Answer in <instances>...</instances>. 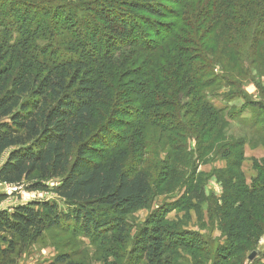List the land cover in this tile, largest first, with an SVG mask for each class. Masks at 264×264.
<instances>
[{"label":"trees","instance_id":"obj_1","mask_svg":"<svg viewBox=\"0 0 264 264\" xmlns=\"http://www.w3.org/2000/svg\"><path fill=\"white\" fill-rule=\"evenodd\" d=\"M205 1L24 0L26 9L42 12L39 21L14 9L22 21L14 27L20 36L12 32V20L0 41V183L21 184L33 177V189H44L43 181L56 180V194L75 208L64 214L56 203L31 202L1 210L0 256L12 257L20 242H37L46 231L65 225L92 240L114 229L124 234L126 215L148 205L151 183L142 171L124 169L120 158L125 154L118 151L127 138L113 132L125 128L127 133L129 127L120 91L125 82L131 94H146L149 106L161 101L164 107L167 86L202 83L209 68L196 62L211 65L207 55L218 45L233 61L248 47V60L260 65L263 57L264 64L259 52L264 0H209L196 21L188 16ZM173 18L176 22L167 24ZM202 20L208 26H200ZM59 30L64 41L57 38ZM148 32L157 39L146 40ZM245 37L250 45L240 40ZM246 65L242 58L241 66ZM140 125L131 128L132 140L143 151L145 127ZM243 221L236 243L247 231ZM200 245L193 237L170 234L162 220L154 219L142 235L135 264H166L169 246ZM55 263L78 264L67 255Z\"/></svg>","mask_w":264,"mask_h":264},{"label":"rangeland","instance_id":"obj_2","mask_svg":"<svg viewBox=\"0 0 264 264\" xmlns=\"http://www.w3.org/2000/svg\"><path fill=\"white\" fill-rule=\"evenodd\" d=\"M208 1L197 4L188 16L196 21ZM23 2L0 0V41L9 22L11 25L14 20L13 28L22 23L15 8L23 15L30 12L32 21L41 20L42 12L26 9ZM207 22L202 20L200 26H208ZM146 34L148 41L157 39L150 32ZM57 38L64 41L63 31H58ZM242 39L250 45L248 37ZM247 48L245 54L239 50V60L243 58L247 64L242 67L239 60L222 55L218 45L216 52L207 55L210 67L204 59L196 62L209 68L202 83L194 82L190 86L194 89L167 86L171 89L164 107L161 101L149 106L145 93L131 94L129 82L121 86L125 95L122 112L129 127L127 133L125 128L113 131L127 138L118 151L125 154L120 161L127 171L145 173L152 186L148 205L126 215L124 234L114 229L92 240L65 225L46 231L37 242H20L12 257L0 256V264H56V258L64 255L78 264H135L142 235L154 219L162 220L170 234L201 242L197 249L169 246L164 255L166 264H264V108L258 106L264 104V64L263 57L260 65L252 64ZM259 52L264 53V43ZM140 124L145 127L143 151L137 148V139L132 140L136 136L131 128ZM107 138L111 140L110 135ZM34 181L32 177L23 183L25 193L35 194L41 202L56 203L60 213L68 214L75 208L56 194L58 181L46 180L42 182L46 188L33 189ZM17 203L16 198L0 196V211ZM242 220L247 231L243 241L236 243ZM253 254L255 258L250 260Z\"/></svg>","mask_w":264,"mask_h":264},{"label":"built area","instance_id":"obj_3","mask_svg":"<svg viewBox=\"0 0 264 264\" xmlns=\"http://www.w3.org/2000/svg\"><path fill=\"white\" fill-rule=\"evenodd\" d=\"M0 186H2L4 189L3 192H0V196L3 195L6 197H9L10 199H11V197L13 199H15V198L18 199L17 204L2 208L3 210H11L13 207H15L16 205H19V204L24 205V204H28L31 202H41V201L35 199V194L29 195V194L24 192L23 183H21V184L0 183Z\"/></svg>","mask_w":264,"mask_h":264},{"label":"crops","instance_id":"obj_4","mask_svg":"<svg viewBox=\"0 0 264 264\" xmlns=\"http://www.w3.org/2000/svg\"><path fill=\"white\" fill-rule=\"evenodd\" d=\"M4 191V189H3V187L2 186H0V192H3ZM3 196V195H2ZM2 207H4V205H2ZM5 207H7V205H5ZM4 207V208H5Z\"/></svg>","mask_w":264,"mask_h":264},{"label":"water","instance_id":"obj_5","mask_svg":"<svg viewBox=\"0 0 264 264\" xmlns=\"http://www.w3.org/2000/svg\"><path fill=\"white\" fill-rule=\"evenodd\" d=\"M255 258V254H253L252 256H250V260H253Z\"/></svg>","mask_w":264,"mask_h":264}]
</instances>
